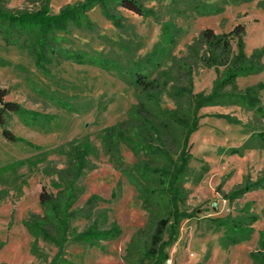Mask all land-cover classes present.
Masks as SVG:
<instances>
[{"label":"rangeland","instance_id":"374dc122","mask_svg":"<svg viewBox=\"0 0 264 264\" xmlns=\"http://www.w3.org/2000/svg\"><path fill=\"white\" fill-rule=\"evenodd\" d=\"M44 1L0 0V11H35ZM84 1L49 0V7L58 15L64 7ZM142 2L150 11L144 17L118 9L121 28L96 9L89 14L96 32L74 29L59 38L64 48L78 56H94V51L118 56L126 68L123 71L112 63L101 67L86 58L78 61L77 55H47L53 59L51 63L38 68L29 51L8 42L0 27V91L5 102L17 103L25 112L24 119L12 113L6 119L7 129L19 139L17 143L3 136L0 122V264H51L58 248L39 240L34 254V238L25 224L32 216L45 215L39 199L44 188L54 195L61 189L58 171L68 167V159L60 148L85 139L97 155L88 157L86 173L78 183L82 194L73 208L84 209L93 197L100 200L91 218L78 217L71 229L83 232L95 222L101 228L116 225L120 235L97 243L68 242L63 264H130L127 250L136 238L143 239L150 215L136 189L106 155L100 135L105 128L127 119L137 103L135 89L127 82L133 65H140V72L150 73L152 78L181 86L188 84L182 60L192 67L194 93H210L216 74L189 51L204 30L224 34L242 24L247 55L264 49V0ZM258 84H264V71L240 77L238 92L245 93ZM260 97L264 107V90ZM182 104L187 113V96ZM160 105L168 110L176 108L175 100L166 94L161 96ZM199 115V128L190 138L193 159L182 204L194 217L181 224L167 262L254 264L252 255L261 248L264 232V188L255 186L264 181V144L252 140V134L264 132V116L234 102L205 107ZM179 144L181 132L172 128L167 136L169 152L179 153ZM233 148H242V155H231ZM121 155L128 166L137 160L125 146ZM245 188L249 192L234 198L238 191L246 192ZM135 259V264H146Z\"/></svg>","mask_w":264,"mask_h":264},{"label":"trees","instance_id":"16d2710c","mask_svg":"<svg viewBox=\"0 0 264 264\" xmlns=\"http://www.w3.org/2000/svg\"><path fill=\"white\" fill-rule=\"evenodd\" d=\"M142 1L86 0L83 3L66 6L58 15H53L49 0H46L35 11L17 13L0 11L1 32L8 42L19 46L22 50H28L38 68H44L53 60L46 58L47 55L65 58L77 55L62 46L60 37L70 34L74 29L96 32L97 27L90 19V12L99 9L116 28H121L120 17L117 15L118 9H127L144 17L150 11L146 10ZM193 2L196 3L199 0H193ZM223 10L222 8V13ZM245 36L246 28L242 24L224 34H216L212 29H206L190 46L189 51L193 53V58L199 59L204 67L213 69L216 74L210 93H194L192 67L182 60L181 63L187 75V85L171 86L167 81L152 78L150 73L140 72L141 66L137 64L133 65L134 68L128 74L127 82L135 89L137 103L128 111L127 119L105 128L101 132L100 139L106 155L136 189L143 208L150 215V223L142 234L143 239L136 238L127 250L130 264H135L134 258L146 264H165L169 259V250L179 239L181 224L194 217V214L183 210L182 204L186 196L185 184L190 175V164L193 159L190 138L199 128L200 111L205 107H220L234 102L264 116L260 97L264 84L249 87L245 93L238 92L237 80L240 77L264 71L262 63L264 49H257L248 56ZM83 58H86L88 63L93 60V65L100 64L102 67L112 63L116 70H126L118 56L112 58L111 55L106 56L102 51H94V56L77 55L78 61ZM163 94L175 100L174 110L161 107L160 99ZM4 96L3 91H0V122L3 125V136L9 142L17 143L19 139L7 129L6 119L11 113L24 119L25 112L17 103L5 102ZM185 96L190 100V109L187 113L182 109L183 104L181 105V100ZM32 119L35 121L37 118ZM172 128L181 132V144H179L181 147L177 154H171L167 148V136ZM252 140L264 144V132L253 133ZM123 146L136 157L137 160L133 166L124 163L121 155ZM242 148H233L229 153L241 156ZM59 151L68 159V167L58 171V187L61 189L57 195H54L44 188L39 199L45 215L32 216L25 224L34 238V254H37L39 240L52 243L58 248L51 264L64 263L65 246L70 241L97 243L114 240L120 235L116 225L101 228L95 222L83 232L71 229L72 222L78 217L90 219L100 200L93 197L84 209L73 208L82 194L78 183L86 173L85 170L89 165L88 157L96 156L97 152L89 139L81 142L73 141L61 147ZM256 185L264 188V181ZM243 191L244 189L238 191L234 198L249 192V188H245L246 192ZM219 224L223 225L220 222ZM240 227L241 225L238 224L237 228ZM252 259L254 264H264V232L261 248L252 255Z\"/></svg>","mask_w":264,"mask_h":264},{"label":"built area","instance_id":"2783aa9c","mask_svg":"<svg viewBox=\"0 0 264 264\" xmlns=\"http://www.w3.org/2000/svg\"><path fill=\"white\" fill-rule=\"evenodd\" d=\"M167 264H170V262H167Z\"/></svg>","mask_w":264,"mask_h":264}]
</instances>
